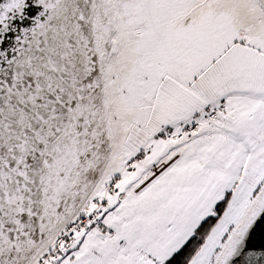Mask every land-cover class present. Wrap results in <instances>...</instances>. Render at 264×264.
<instances>
[{
	"label": "snow or ice",
	"instance_id": "snow-or-ice-1",
	"mask_svg": "<svg viewBox=\"0 0 264 264\" xmlns=\"http://www.w3.org/2000/svg\"><path fill=\"white\" fill-rule=\"evenodd\" d=\"M0 264H264V0H0Z\"/></svg>",
	"mask_w": 264,
	"mask_h": 264
}]
</instances>
